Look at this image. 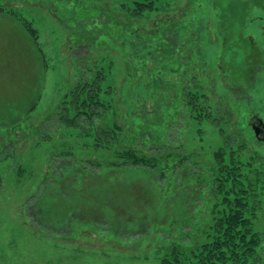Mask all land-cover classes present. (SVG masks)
<instances>
[{
	"label": "rangeland",
	"instance_id": "374dc122",
	"mask_svg": "<svg viewBox=\"0 0 264 264\" xmlns=\"http://www.w3.org/2000/svg\"><path fill=\"white\" fill-rule=\"evenodd\" d=\"M141 1L0 0V264H160L171 213L200 220L181 230L191 244L225 209L224 197L235 199L214 198L213 180L202 189L196 181L197 171L224 172L214 161L220 150L244 163L226 185L250 189L244 196L262 236L251 262L264 264V179L244 183L249 171L264 177V0H154L138 15ZM14 17L35 30L39 52ZM98 72L105 113L76 118L69 91ZM142 86L157 91L159 108L143 102ZM195 88L212 104L202 121L189 119ZM216 112L228 119L221 126L208 122ZM142 127L165 131L168 146L137 141L142 155L177 154L187 166L199 157L204 169L119 165L132 145L125 137Z\"/></svg>",
	"mask_w": 264,
	"mask_h": 264
},
{
	"label": "trees",
	"instance_id": "16d2710c",
	"mask_svg": "<svg viewBox=\"0 0 264 264\" xmlns=\"http://www.w3.org/2000/svg\"><path fill=\"white\" fill-rule=\"evenodd\" d=\"M153 10H154V0H142L141 2L135 3L134 11L138 15ZM14 19L16 20V22H18L21 25L24 32L28 35L29 39L31 40L34 48L37 50V52H39L38 50L40 49L36 39L37 34L35 30H33L26 23L25 20L24 21L20 20L18 17H14ZM257 19L263 21V17H258ZM61 22H63L62 19ZM262 25L263 28L262 27L261 28L263 30L260 29L259 36H261V39L259 40V44L262 43L264 45V24ZM246 40L254 43V39L247 38ZM89 43L90 40L88 38L81 44H89ZM161 47L163 48V46ZM39 56H41L42 59V55ZM144 70L145 68H143L141 71ZM154 78L156 79V75H154L153 78L151 77V79ZM103 82H104L103 75L100 72H98L97 76H95V78L91 82H79L78 84H76L73 91L70 89L69 95H70V99H72L73 96V106L75 105L74 110L77 113L76 118H78L79 115L83 114L91 119L95 117L94 113L96 112L97 109L105 113V111L103 110H106V107L100 101V96L103 93V89H102ZM143 82L144 85L147 87L148 82L146 80H144ZM197 89L198 88L193 89V93L189 94L191 95L188 102V106L190 105L191 108L189 119L192 120L197 119L200 121L203 117H199V116L206 115V112L208 113V115H210V113L212 112V106H211L212 104H210L209 97L206 96L204 93L197 92L196 91ZM140 96H141L140 98L143 99V102L144 100L145 102H147V100L150 99V101L152 102L151 103L152 107L154 109L156 106H158L159 108V105H155L154 98L155 97L158 98L160 96H158L157 91L153 90V88L152 91L148 93L145 90V87L142 86L140 90ZM242 100L243 97L241 98V100H239V102ZM139 106H144V103L140 102ZM218 112L221 113L220 109H218ZM76 118L73 120L66 119L65 123L71 125L72 123L76 122L75 121ZM207 119L211 125L217 123L219 126H221L223 122L228 120V119L226 120L224 115H219L217 112L215 113L214 116H208ZM15 124L17 125V122ZM238 124L236 125V127L238 126ZM115 129L116 130L113 129L112 131L105 129L104 135H110V134L114 135L116 131L120 132V129L118 127ZM131 130H133V128ZM146 130L147 129L145 127H142L139 129L140 132L138 134H134L132 131H130L128 136L125 137L126 141L132 145L129 146L128 149H125L124 151L118 153L117 157L119 159V165L121 166L132 165L138 168H144L147 167L148 165L149 167H155L154 169H156L162 163L163 165L161 166L163 167L164 173L167 174L170 171L175 172L177 169L176 167H178V164L182 165L180 166V170H178V172H183L188 169H195V170L197 169L199 171L204 169L205 165L200 162L201 158L199 157L196 158L191 157L192 161L189 163V166H187L185 163L186 158L184 157L178 158L177 154H174L176 158L174 157L173 154H170L168 152L161 154L160 156L153 154L152 155L153 158H149L142 155L141 152L139 151V148L136 149L137 141H141V145L146 149H154L157 151H161V148L164 147L168 148L167 145L162 144V142L160 141V139L164 138L163 134L161 133L163 130H161L160 132L158 130L147 132ZM163 133L165 134L166 132L163 131ZM148 135L152 139L150 141L148 140L144 141L143 137H148ZM234 155H236V153H234V151L231 150L230 158ZM226 156H228V154H226V152H223L222 150L217 151L214 154V161L217 162L216 165L219 166V171L220 172L224 171L225 173L223 172L222 174L217 176L215 175L216 170L212 168V170L214 171V177L208 178L206 177V175H204V178H202L203 175L196 170L197 171L196 181L200 184V187L202 189L205 186H208V183H210V181L213 180L212 182L214 184L213 185L214 193L212 195L214 196V198L216 197L217 199V196L222 192L225 193L229 192V193H235V199L231 202L230 199H228L226 196L224 197L222 204H224L225 209L223 208L222 210L218 211L217 214L214 213L213 220L211 221V226L207 225L208 229L203 232L202 234L203 236L200 237L201 240H198V238H196L191 244H188L187 242L185 244V238L188 240L189 237L186 236L184 233L181 234L182 233L181 230L186 226L187 223L190 226L189 220L191 221L193 219L192 223L197 222V224L198 222H200V220L194 217L191 212L189 217L188 215H185L183 212L181 215V219L176 218L174 214L171 213L169 219L170 221L168 222L169 224H167L166 226L165 232H160L161 230L159 229L161 242L158 245H160V248L162 249L161 254L163 255L160 264H253L251 261L253 262L257 261L258 256L256 255L258 254L256 252L257 249L262 244V236L253 228V222L249 215L250 213L249 203L247 201V198L244 196L246 192L249 191L250 189L248 187V189L245 192L243 189V185H237L236 182H234L231 187L229 186V188L226 185L230 175L237 174L238 176H243V174L240 173L239 170H241V167L244 166V163L241 162L238 163L237 160H233V159H225ZM174 158L180 159L179 162L175 161ZM172 159H174L173 167H170L169 164ZM226 161H230L229 163L230 165H226L227 163H224ZM227 166H230L232 168L231 172H228ZM238 166L240 168H238ZM247 174L249 175H247V177L244 178V183H251L254 185V183H252L253 181H261L264 179V177H261L259 173H255L253 171H249ZM188 191L189 193L187 195L185 194L182 197V203L187 205L186 209H188L189 199L193 197V195L191 194V190ZM174 197H172L170 200L167 201L169 205H172V200L174 199ZM200 200L202 202L204 201L203 198H200ZM162 244L165 246L163 247Z\"/></svg>",
	"mask_w": 264,
	"mask_h": 264
},
{
	"label": "flooded vegetation",
	"instance_id": "af4514ba",
	"mask_svg": "<svg viewBox=\"0 0 264 264\" xmlns=\"http://www.w3.org/2000/svg\"><path fill=\"white\" fill-rule=\"evenodd\" d=\"M262 125V124H261ZM264 127V126H263Z\"/></svg>",
	"mask_w": 264,
	"mask_h": 264
}]
</instances>
